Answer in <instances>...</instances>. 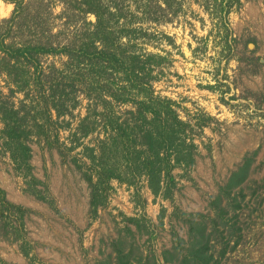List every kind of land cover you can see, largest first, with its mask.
<instances>
[{"label":"rangeland","instance_id":"374dc122","mask_svg":"<svg viewBox=\"0 0 264 264\" xmlns=\"http://www.w3.org/2000/svg\"><path fill=\"white\" fill-rule=\"evenodd\" d=\"M118 3L130 19L111 23L116 30L130 29L118 41L165 58L153 69L154 89L175 101L190 123L188 141L198 146L195 162L174 170L177 186L170 200L155 196L145 178L131 184L112 179L92 212L91 163L83 146H93L103 135L101 119L91 109L99 115L105 110L103 102L86 94V84H77L67 100L71 114L58 117L50 105L47 132L34 131L27 141L30 172H20L0 140V186L12 203L32 212L24 224L36 264H264V0H242V7L231 11L226 22L230 45L224 26L197 0H187L169 22L161 12L159 21L149 20L137 0ZM13 9L0 0V19L10 17ZM64 10L59 0L47 8L45 31L50 26L55 37L48 34L45 42L62 47L97 21L80 13L67 22ZM67 60L63 54L40 56L50 77L53 66L64 71ZM122 78L116 74L110 80L125 84ZM50 87L46 83L47 95ZM0 88L7 97L4 77ZM10 99L19 106L24 95ZM39 106L43 121L46 105ZM112 106L117 114L131 109V104ZM90 113L97 125L80 136ZM74 134L80 143L72 150ZM31 175L40 182L34 187L46 189L56 209L28 185ZM0 264L30 261L19 243L0 238Z\"/></svg>","mask_w":264,"mask_h":264},{"label":"trees","instance_id":"16d2710c","mask_svg":"<svg viewBox=\"0 0 264 264\" xmlns=\"http://www.w3.org/2000/svg\"><path fill=\"white\" fill-rule=\"evenodd\" d=\"M5 1L13 4L14 9L10 17L0 19V78L4 77L9 90V95L5 97L0 88V140L20 172L32 170V152L27 142L31 134L34 131L36 135H40L42 130L47 132L51 109L58 117L71 114L67 100L75 92L77 84L82 83L86 84V94L94 95L96 101L103 102L105 110L99 115L95 114L98 112L94 108L91 109L94 116L101 119L103 135L93 146H83L91 163L88 180L93 188L92 212H97L102 188L112 179L131 184L133 180L145 178L155 196L161 194L165 199H172L177 186L173 172L176 168H189L194 164L198 146L188 141L190 123L183 120L176 109V102L158 96L154 89L153 69L165 58L139 53L136 46L118 41L130 31L129 28L119 26L116 30L111 26L112 22L121 18L130 22L125 18L118 0H59L64 5L63 14L67 15V22L77 19L80 13L84 16L92 14L97 19L92 29H79L74 39L62 47L44 40L48 34L55 37L50 26L45 31L46 21L49 20L46 11L53 6L54 0ZM105 1L110 2L111 7ZM137 1L140 11L144 16L149 15V20L159 21L156 14L161 12L163 21L169 22L172 21L169 15H176L187 0ZM197 1L212 19L224 26L225 39L229 43L226 22L232 10L242 7V0ZM113 5L115 11L112 10ZM44 54L67 56L64 71L53 66L51 77L47 75L40 61V56ZM59 71L61 75L55 76ZM116 74L125 75V79L122 78L125 84H114L115 81L110 80ZM92 80L97 85H93ZM46 83L51 84V95L46 94ZM18 93H22L24 99L16 106L10 98ZM114 102L131 104V109L117 114L112 106ZM42 103L47 110L43 121L39 120L45 117L43 107L39 106ZM91 116L93 113L84 119L78 132L80 136L88 135L90 128L91 131L95 129L97 120H92ZM75 136L72 150L80 143V138ZM48 141H51L50 138ZM38 184L40 182L31 175L28 185L40 200L56 209L54 200L46 197V189L34 187ZM31 214L30 210L12 203L0 186V238L19 243L30 264H36V257L31 254L32 244L25 236L24 220Z\"/></svg>","mask_w":264,"mask_h":264}]
</instances>
